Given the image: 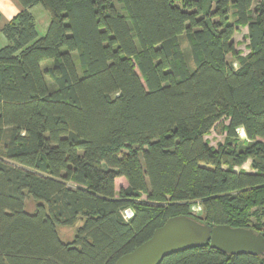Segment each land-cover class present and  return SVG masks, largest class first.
<instances>
[{
    "label": "trees",
    "instance_id": "1",
    "mask_svg": "<svg viewBox=\"0 0 264 264\" xmlns=\"http://www.w3.org/2000/svg\"><path fill=\"white\" fill-rule=\"evenodd\" d=\"M18 1L1 29L0 264H114L177 215L264 230V0ZM77 221L62 241L57 227ZM159 264L264 255L203 242Z\"/></svg>",
    "mask_w": 264,
    "mask_h": 264
},
{
    "label": "water",
    "instance_id": "2",
    "mask_svg": "<svg viewBox=\"0 0 264 264\" xmlns=\"http://www.w3.org/2000/svg\"><path fill=\"white\" fill-rule=\"evenodd\" d=\"M203 242L230 254L264 255V230L255 232L226 224L210 226L187 215H178L168 218L149 239L120 256L114 264H159L170 253Z\"/></svg>",
    "mask_w": 264,
    "mask_h": 264
},
{
    "label": "rangeland",
    "instance_id": "3",
    "mask_svg": "<svg viewBox=\"0 0 264 264\" xmlns=\"http://www.w3.org/2000/svg\"><path fill=\"white\" fill-rule=\"evenodd\" d=\"M117 5H119V4L116 3V6ZM32 13H33V15H34V17H35V19L37 21L36 22V28H37L39 34L42 35L45 32L46 28H47V26H45V22H46V18L45 17L48 18L49 16H48L47 12L43 9V7L41 5H38V6L34 7L33 10H32ZM246 31H247V29L245 27L239 28V30L236 31V33H235V35L233 37L235 48L237 50H240L242 53H246L248 51L246 46H245V44L247 43V40L244 38V34L246 33ZM180 40H181V44H182L181 47H182L187 59L190 60V54H189V51H188V46H187L186 40H185L184 37H182ZM227 59L228 60H232L230 58V55H227ZM187 62L189 64V66H192V61H187ZM237 65H238L237 62L233 63L234 67H237ZM218 130H220V129H218ZM218 130L217 129L213 130V131L209 132L208 135H206V137L210 140V144H212L214 146H216L217 141L224 142V140H225V138H224V136H225L224 129L221 132H218ZM238 134L240 136L239 131H238ZM239 138L241 139L242 137L240 136ZM6 141H7V134H6L5 138L3 139V144L2 145H4L6 143ZM152 141H154V140H152ZM144 146H146V145H144ZM250 161H251V159L249 157V159L246 160L241 165V167L243 169H245L246 171L253 172L254 170L249 165ZM236 168L238 169V167H236ZM125 185H126V181L123 178H117L116 179L115 187H116L117 190H118V188L120 186H125ZM196 204H199L201 208L198 209ZM24 209H25V211H27L29 213H33L34 210H35V201L30 196H27L26 199H25ZM189 209H190L191 213L193 215H195L196 217H200V216L203 217L204 216L203 206L200 203H198L197 201H192L190 203ZM189 217H192V216H189ZM192 218H194V217H192ZM194 219L200 221L197 218H194ZM251 220L254 222V218H251ZM80 224H81V221H77L73 225H70V226H58L57 227V233H58L59 238L62 241H64V242L70 241L73 238V236L75 235V233L77 231V228L80 226Z\"/></svg>",
    "mask_w": 264,
    "mask_h": 264
},
{
    "label": "crops",
    "instance_id": "4",
    "mask_svg": "<svg viewBox=\"0 0 264 264\" xmlns=\"http://www.w3.org/2000/svg\"><path fill=\"white\" fill-rule=\"evenodd\" d=\"M36 6H38V5L31 7L30 11L32 12L33 8ZM21 9H22V6L18 0H0V47L7 43V40L1 31L2 27L7 22H9V20L14 15H16ZM45 18H46L45 26H47L49 18H47V17H45ZM34 20H35V24H36L37 21H36L35 17H34Z\"/></svg>",
    "mask_w": 264,
    "mask_h": 264
},
{
    "label": "built area",
    "instance_id": "5",
    "mask_svg": "<svg viewBox=\"0 0 264 264\" xmlns=\"http://www.w3.org/2000/svg\"><path fill=\"white\" fill-rule=\"evenodd\" d=\"M238 131H239V133H240V136H241L242 138H245V132H244L243 128H242V127H239V128L237 129V133H238ZM196 206H197L198 209L201 208L199 204H196ZM121 213H122V217H123L125 220H127V219H129V218L133 215V210H132V208H130V207H126V208H124V209L121 211Z\"/></svg>",
    "mask_w": 264,
    "mask_h": 264
},
{
    "label": "clouds",
    "instance_id": "6",
    "mask_svg": "<svg viewBox=\"0 0 264 264\" xmlns=\"http://www.w3.org/2000/svg\"><path fill=\"white\" fill-rule=\"evenodd\" d=\"M237 131V130H236ZM238 134V133H237ZM238 136H239V134H238ZM240 137V136H239ZM245 137H246V135H245Z\"/></svg>",
    "mask_w": 264,
    "mask_h": 264
}]
</instances>
